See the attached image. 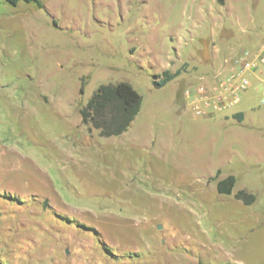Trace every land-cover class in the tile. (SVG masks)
Segmentation results:
<instances>
[{
  "label": "rangeland",
  "instance_id": "obj_1",
  "mask_svg": "<svg viewBox=\"0 0 264 264\" xmlns=\"http://www.w3.org/2000/svg\"><path fill=\"white\" fill-rule=\"evenodd\" d=\"M263 44L264 0H0V264H264V81L188 96ZM120 81L141 110L102 136L81 108Z\"/></svg>",
  "mask_w": 264,
  "mask_h": 264
},
{
  "label": "trees",
  "instance_id": "obj_2",
  "mask_svg": "<svg viewBox=\"0 0 264 264\" xmlns=\"http://www.w3.org/2000/svg\"><path fill=\"white\" fill-rule=\"evenodd\" d=\"M12 5H17L20 1L36 3L41 6V0H6ZM179 74V71L171 73L166 70L161 79L153 80L157 87H162L168 81ZM142 106V96L132 86L131 83L120 81L117 83H103L98 86L87 104L81 108V114L85 123L99 129L100 135L112 136L120 135L127 131L139 114ZM238 116L241 114L238 113ZM236 183V177L229 175L219 180L217 189L219 192L230 193ZM245 202H251L255 196L248 194L245 190H240L236 194ZM219 264H242L240 262H225Z\"/></svg>",
  "mask_w": 264,
  "mask_h": 264
},
{
  "label": "built area",
  "instance_id": "obj_3",
  "mask_svg": "<svg viewBox=\"0 0 264 264\" xmlns=\"http://www.w3.org/2000/svg\"><path fill=\"white\" fill-rule=\"evenodd\" d=\"M248 54L245 51L231 59L218 73L216 83L200 85L193 93L188 92V96L193 98V110L197 115L222 111L237 104L251 84L248 72L264 65V44L256 57Z\"/></svg>",
  "mask_w": 264,
  "mask_h": 264
},
{
  "label": "crops",
  "instance_id": "obj_4",
  "mask_svg": "<svg viewBox=\"0 0 264 264\" xmlns=\"http://www.w3.org/2000/svg\"><path fill=\"white\" fill-rule=\"evenodd\" d=\"M234 54L230 55V56H233ZM231 60V58H229V61ZM229 61H226L229 62ZM248 74L250 75V81H251V84L250 86L246 89L245 92L251 90V89H255V90H258L262 87V82L264 81V65H261L259 68L255 69V70H252L250 72H248ZM237 104H234L233 106L225 109V110H222V111H216V112H226L228 111L229 109L233 108L234 106H236ZM197 115V114H196Z\"/></svg>",
  "mask_w": 264,
  "mask_h": 264
}]
</instances>
